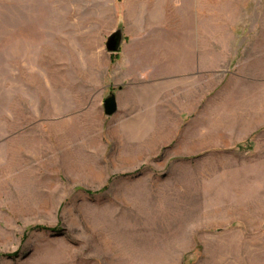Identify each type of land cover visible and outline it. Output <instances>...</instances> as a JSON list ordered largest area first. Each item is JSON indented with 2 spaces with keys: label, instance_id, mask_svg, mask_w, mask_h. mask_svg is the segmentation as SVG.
I'll return each instance as SVG.
<instances>
[{
  "label": "rangeland",
  "instance_id": "obj_1",
  "mask_svg": "<svg viewBox=\"0 0 264 264\" xmlns=\"http://www.w3.org/2000/svg\"><path fill=\"white\" fill-rule=\"evenodd\" d=\"M176 3L179 17H196L198 33L205 35L199 43L210 51L213 72L226 69L223 65L239 42L233 34L250 28L263 35L259 38L263 41L256 43H264V0ZM41 4L40 0H0V264H121L128 247L130 256H136L130 264H138L140 258L145 264L146 257L167 260L169 246H160L159 241L185 235L164 232L182 224L208 225L198 235L210 242L212 255L241 251L240 258H228L225 264H264V184L218 185L214 165L202 168L194 163L204 154L176 159L170 146L137 169L101 167L107 163L105 155L98 166L92 163L88 168L90 162L83 163L90 159L89 144L82 143L89 141L88 129L105 135L111 125L110 118L101 116V97L119 88L96 90L86 76L67 71L59 50L63 53L71 34L88 33L91 25L59 23L63 16L72 18L79 11ZM102 76L106 84L110 78ZM76 99L78 111L72 113ZM71 121L78 123L81 133L82 144L75 147L78 168L64 161L70 137L63 144L56 136ZM251 140L240 144L238 151L250 148ZM214 158L208 156L210 164ZM139 176L200 178L209 193L202 201H178L167 211H177L178 216L154 215V210L138 207L143 203L136 193L140 184L124 188L120 184ZM141 193L145 197L142 189ZM149 225L156 228L142 229ZM217 242H241V249H218ZM101 247H108V253ZM154 251L158 255L145 254ZM206 264L218 263L210 257Z\"/></svg>",
  "mask_w": 264,
  "mask_h": 264
},
{
  "label": "crops",
  "instance_id": "obj_2",
  "mask_svg": "<svg viewBox=\"0 0 264 264\" xmlns=\"http://www.w3.org/2000/svg\"><path fill=\"white\" fill-rule=\"evenodd\" d=\"M40 1L42 8L51 2L54 4L50 7L57 4L59 9L79 11L72 18L63 16L59 23L91 25L90 33L71 34L63 53L59 50L67 71L80 73L81 78L86 76L96 90L110 85L119 88L110 92L115 96L117 111L108 117L111 125L105 135L101 130L95 129L93 133L88 129L89 141H82L90 147L87 152L90 159L83 161L90 162L88 168L94 166L92 163L98 166L104 155L108 160L101 167L141 168L161 149L170 146L171 156L176 159H193L204 154L194 163L202 168L214 165L218 185L264 184V177L260 176L264 172V43H256L263 41L259 40L262 34L250 28L249 32L233 34L234 41L239 42L223 65L226 69L213 72L208 61L210 51L199 43L205 35L198 33L196 17H179L176 0ZM118 30L119 50L110 53L106 50L107 38ZM102 74L110 82L106 80L104 84ZM78 85L75 81L74 88ZM105 98L101 97L100 109ZM77 104L76 99L72 113L78 111ZM101 116H105L103 112ZM77 124L68 122L67 128L56 135L58 143L63 139V144L70 137V145L65 144L64 161L74 163L71 167L75 168L79 167L75 147L81 143ZM248 140L250 148L238 151L240 144ZM243 153L250 155L245 157ZM208 156L215 157L212 164ZM204 182L194 177L139 176L120 184L123 188L140 184L136 189L138 201L143 202L138 204L139 208L154 210V215L178 216L177 211H167L176 207L178 201L206 199L209 191ZM207 226L182 224L164 231L186 234L160 240V246H169L167 260L146 257L149 259L145 264H206L210 257L225 264L228 258L241 257V251L233 256L219 252L212 255L208 250L210 242L198 235L207 231ZM217 243L218 249H241V242H229L231 246ZM101 248L108 253V247ZM126 249L121 264H130L136 257L130 256L129 247ZM145 254L158 255L156 251ZM137 255L140 258L141 252ZM138 264H144L141 258Z\"/></svg>",
  "mask_w": 264,
  "mask_h": 264
},
{
  "label": "water",
  "instance_id": "obj_3",
  "mask_svg": "<svg viewBox=\"0 0 264 264\" xmlns=\"http://www.w3.org/2000/svg\"><path fill=\"white\" fill-rule=\"evenodd\" d=\"M121 44V33L118 30L107 38L106 50L110 53H115L119 50ZM117 111V106L115 102V96L110 94L109 97L105 98L103 101V113L105 117L113 116Z\"/></svg>",
  "mask_w": 264,
  "mask_h": 264
}]
</instances>
